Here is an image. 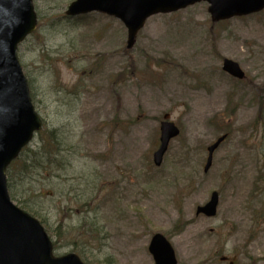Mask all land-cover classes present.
<instances>
[{"label": "rangeland", "instance_id": "1", "mask_svg": "<svg viewBox=\"0 0 264 264\" xmlns=\"http://www.w3.org/2000/svg\"><path fill=\"white\" fill-rule=\"evenodd\" d=\"M74 1L33 0L38 28L19 60L43 129L24 156L35 167L52 131L59 151L51 169L12 166L13 202L56 256L85 264H155L157 233L178 264H264V11L221 23L207 3L156 15L128 49L118 19L67 17ZM224 59L247 80L224 73ZM166 116L181 135L157 167ZM213 192L217 217H197Z\"/></svg>", "mask_w": 264, "mask_h": 264}, {"label": "water", "instance_id": "2", "mask_svg": "<svg viewBox=\"0 0 264 264\" xmlns=\"http://www.w3.org/2000/svg\"><path fill=\"white\" fill-rule=\"evenodd\" d=\"M202 1L211 4L209 11L215 22L264 10V0H78L67 14L99 11L121 19L129 31L128 47L132 48L148 18ZM36 26L32 0H0V264H83L74 254L55 258L53 244L42 225L15 206L8 192V167L42 127L17 57L18 45ZM223 70L234 78L245 79V73L234 61L225 60ZM179 135L174 123H162L161 146L154 156L156 166L162 165L170 142ZM225 139L226 136L220 138L209 148L206 172L212 166L214 152ZM218 205L219 194L214 193L207 205L198 208L197 215L214 217ZM150 252L156 264H177L172 245L160 234L154 236Z\"/></svg>", "mask_w": 264, "mask_h": 264}, {"label": "trees", "instance_id": "3", "mask_svg": "<svg viewBox=\"0 0 264 264\" xmlns=\"http://www.w3.org/2000/svg\"><path fill=\"white\" fill-rule=\"evenodd\" d=\"M55 132L56 131H52L48 137L47 140L43 141V147H42V152L39 153H33L34 154V166L33 167V163L32 161H30V159L25 158V156L23 155V161H22V157L13 165V167H19L20 165H22V169L23 171H27L30 168L36 169V168H42V169H51L53 167H55V163L56 161V156H57V150H54L55 146L54 144L57 146L56 142L54 141L55 139ZM57 133V132H56ZM42 155V156H41ZM45 159V160H44ZM38 160V161H37ZM44 160V161H43ZM17 167V168H18ZM17 168H14V172L17 173ZM12 174V168L9 171V176ZM25 210L29 211L28 207H26L25 205H23V207ZM30 212V211H29Z\"/></svg>", "mask_w": 264, "mask_h": 264}]
</instances>
